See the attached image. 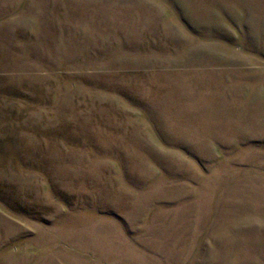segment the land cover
<instances>
[{
  "label": "rangeland",
  "instance_id": "374dc122",
  "mask_svg": "<svg viewBox=\"0 0 264 264\" xmlns=\"http://www.w3.org/2000/svg\"><path fill=\"white\" fill-rule=\"evenodd\" d=\"M0 264H264V0H0Z\"/></svg>",
  "mask_w": 264,
  "mask_h": 264
}]
</instances>
